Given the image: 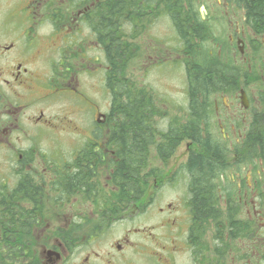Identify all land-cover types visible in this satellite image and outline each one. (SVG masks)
Returning a JSON list of instances; mask_svg holds the SVG:
<instances>
[{"label":"flooded vegetation","instance_id":"flooded-vegetation-1","mask_svg":"<svg viewBox=\"0 0 264 264\" xmlns=\"http://www.w3.org/2000/svg\"><path fill=\"white\" fill-rule=\"evenodd\" d=\"M102 2L28 0L22 16L0 18V196L8 197L4 208L13 196L31 216L20 211L25 217L17 224L4 219L3 242L11 236L4 232L16 231L23 246L42 248L39 264H70L74 250L82 247L84 264H264V29L252 26L246 0L178 2L200 4L198 12L191 9L192 16L185 18L191 40L183 42L182 26L168 16L179 53L166 51L163 40L151 39L145 52L150 64L176 63L184 51L194 73L206 65L235 76L200 98L206 102L203 110L190 111L189 95L188 111L172 114L142 84L151 93L147 124L154 135L159 139L180 127L186 136L178 144L144 145L140 162L149 175L134 201L131 154L129 164H123L124 150L134 146L118 143L117 113L101 111L97 91L99 73L104 69L109 82L117 68L115 48L110 62L100 25L94 24L106 19L98 14ZM164 13V1L157 0L141 15L131 10L122 21L131 89L133 59L127 56L135 33L140 28L142 35L154 29L161 33L153 25L161 23ZM46 23L50 29L42 33L39 27ZM13 29L15 37H6ZM203 55L207 62L200 64ZM43 62L46 69H40ZM66 98L72 101L57 112ZM44 138L52 143L42 144ZM193 155L209 158L213 165L205 213L197 207ZM124 181L125 204L112 208L120 189L116 184ZM167 184L178 190L172 201L160 193ZM150 211L158 222L131 224L116 237L112 252L85 250L113 222ZM45 215L63 216L64 222L44 223ZM86 236L95 239L83 240Z\"/></svg>","mask_w":264,"mask_h":264},{"label":"trees","instance_id":"trees-1","mask_svg":"<svg viewBox=\"0 0 264 264\" xmlns=\"http://www.w3.org/2000/svg\"><path fill=\"white\" fill-rule=\"evenodd\" d=\"M154 1L157 0H103L99 7L98 14L106 19H103V22L100 23L94 22L95 25H100L98 30L101 32L100 37L107 50L110 62L112 50L115 48L117 68L113 72L115 73L113 79L110 78L108 82V86L112 93L111 113H117V117L115 118L118 122V143H123L124 145L129 143L134 146L130 148L131 151L128 153L125 147L123 148V150L125 149L123 154L124 165H126V163L129 164L126 160L130 158V154L133 157L134 201L138 199L136 195L142 192L141 188L143 187V177L141 176H143L145 167L140 162V153L143 151L144 145H146V143H158L161 145L178 144L186 136L180 127H172L169 131L162 133L160 139H157V135L153 133V126L147 124V120H149L148 118L150 117L148 114L153 111L151 101L149 102L146 98L150 93L142 86L134 85L133 89H131L125 75V56L127 53L123 39L122 21L127 19L126 16L131 10H133L134 15H141V12L151 7ZM160 1H164L165 13L179 23L180 27L182 26L181 31L183 38L186 41H190V29H188L190 20H184V18H190L192 16L193 13L191 9H193V5L188 4V6H185L183 3L178 4V2L190 0ZM175 1H177V3H175ZM246 2L252 26H258L261 30L262 28L264 29V0H246ZM115 28L117 29L116 35L113 33V29ZM206 67V65H204L203 68L199 66L195 73L193 70L188 71L189 91L191 96L190 111L203 110L202 106H205L206 102L204 99L201 101L200 98H204L212 89H217L221 86L222 83L220 82L231 81L235 76L233 72L228 70L218 71ZM263 119L264 115L262 117V120ZM155 134L158 133L155 131ZM210 160L201 155H193V157H191L193 174L197 177L195 186L198 188L197 192L199 194L196 195V199L197 202H199L197 207L200 213H205L210 208V206L207 205L208 194L205 193L207 190L209 191V179L213 174V165L210 164ZM123 177H125V175ZM124 179L125 178H123V180ZM116 185L120 187L117 195V202L115 204L116 208H119L122 203L125 204V193L127 192L128 185L125 181L118 182ZM202 192H204L203 195L201 194ZM1 197L2 196H0V223H2L4 219H8L7 223L12 221L13 224H17L25 217L23 214H20V211H24L30 219V213L21 209L18 203L19 199L13 196L9 197L10 201L6 204V208H4L3 202L8 199V197ZM214 217H217V215L214 214ZM37 219L38 217L35 220ZM5 233H11V236L9 237L10 241H7L6 244L0 237V264H39V257L35 253L34 248L23 246L21 240H17L18 233L16 231L7 230L4 234ZM24 233L26 232H22L21 235Z\"/></svg>","mask_w":264,"mask_h":264},{"label":"rangeland","instance_id":"rangeland-1","mask_svg":"<svg viewBox=\"0 0 264 264\" xmlns=\"http://www.w3.org/2000/svg\"><path fill=\"white\" fill-rule=\"evenodd\" d=\"M28 0H0V18H6V17H14V16H22V9L26 5ZM190 1H198L200 3L207 2L209 0H190ZM200 4H193V10L198 12V7ZM166 14V13H165ZM164 14V15H165ZM169 16L166 14L163 19L160 20L161 23L154 24L153 26L159 25L161 27L162 31L161 33L157 32L155 29L152 30L149 35H146L145 33L142 35L143 28L138 29L135 33V39H134V46H133V52H130V56H127L128 59L132 58V68L129 67V73L132 71V76L136 83L139 85H142L143 83L146 84L150 91L156 95V98L158 100V103L160 107L165 110L166 112H169L168 114L177 113V112H187V102H188V92H187V70L190 69V57L184 54V51H182V56L180 59L177 60L176 63H172L170 61H161L156 66H153L150 64V61L148 57L145 55L146 52V45L151 39H161L164 42H166V51L172 50L174 53L178 54L179 50L177 48H174V39L177 38V33L173 27L172 21L167 17ZM185 19V18H184ZM186 20V19H185ZM40 31L42 33H46L50 29V25L47 23L39 27ZM10 34H7L6 37L14 36L16 30H8ZM17 31L21 32V28ZM184 38H182L183 40ZM184 42V40H183ZM177 47H179V42L177 40ZM180 48V47H179ZM63 53L65 51H62ZM101 55H102V62L105 64V58L104 53L101 49ZM56 61V60H54ZM207 62V58L205 55L200 56L199 63H205ZM173 64V65H171ZM199 64V65H200ZM129 65V64H128ZM40 69H46L45 62H43L40 65ZM99 76L101 77V84L97 86L98 91V97L101 105V111L104 113H109L111 110L112 105V96H111V90L108 86V82L106 80V71L103 69ZM72 101L71 99H61L57 105L56 108H58L57 112H59L62 108L64 109L67 107L68 103ZM167 115V114H166ZM159 122V119H157ZM39 140V139H38ZM62 141V140H61ZM42 144H48L52 143V141H48L46 138L41 140ZM62 144H67L68 142L62 141ZM154 166H150V169ZM103 181V179H102ZM103 185V182H102ZM178 190L171 184H167L165 188H163L160 193L163 196L164 201H172L176 197V193ZM160 195V196H161ZM111 198V196H109ZM152 211L142 214V215H134L131 219L127 220H118L117 222H113L111 227L105 232L104 237H102L100 240H94L95 238H90L86 236L83 238V240L90 241L94 240L90 247L88 249H85L87 251H98L101 253H107L108 251L112 252L113 249H111L112 244L114 243V240H116V237L120 236L123 231L130 227L131 224H137V225H154L158 222L159 216H155L151 214ZM55 221L63 223L64 217L63 216H51V215H45L43 218L44 223L46 221ZM130 220H133L130 221ZM89 244V243H86ZM83 243V246L86 245ZM34 248V247H33ZM36 253L39 255L42 254V248L40 246L35 247ZM84 248H76L74 250V256L70 257L72 260L70 261V264H84L82 262V258L85 255L83 251ZM131 254V253H129Z\"/></svg>","mask_w":264,"mask_h":264}]
</instances>
